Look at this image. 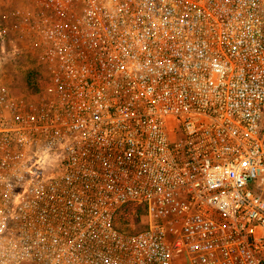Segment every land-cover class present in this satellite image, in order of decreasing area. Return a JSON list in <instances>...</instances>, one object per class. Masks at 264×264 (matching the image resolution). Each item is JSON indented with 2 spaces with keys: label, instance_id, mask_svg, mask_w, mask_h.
Returning a JSON list of instances; mask_svg holds the SVG:
<instances>
[{
  "label": "built area",
  "instance_id": "obj_1",
  "mask_svg": "<svg viewBox=\"0 0 264 264\" xmlns=\"http://www.w3.org/2000/svg\"><path fill=\"white\" fill-rule=\"evenodd\" d=\"M34 7L40 87L0 39V264H264V0Z\"/></svg>",
  "mask_w": 264,
  "mask_h": 264
},
{
  "label": "rangeland",
  "instance_id": "obj_2",
  "mask_svg": "<svg viewBox=\"0 0 264 264\" xmlns=\"http://www.w3.org/2000/svg\"><path fill=\"white\" fill-rule=\"evenodd\" d=\"M33 8H35L34 0H0V39L3 42L7 41L5 43L8 47L14 46L19 52L15 57L16 63L12 67L14 76L12 82L17 87H20L23 76L27 71L37 70L42 74L36 41L31 35L27 37L21 26L23 12ZM11 26L14 29L10 33L7 29ZM11 41L13 44L9 43ZM253 186L254 184L251 183L250 187Z\"/></svg>",
  "mask_w": 264,
  "mask_h": 264
},
{
  "label": "trees",
  "instance_id": "obj_3",
  "mask_svg": "<svg viewBox=\"0 0 264 264\" xmlns=\"http://www.w3.org/2000/svg\"><path fill=\"white\" fill-rule=\"evenodd\" d=\"M43 75L41 72H38L37 70H29L25 73L23 76L22 82H21V90L23 92L28 93L29 91H34L38 87L41 86V83L39 82V79H41Z\"/></svg>",
  "mask_w": 264,
  "mask_h": 264
}]
</instances>
